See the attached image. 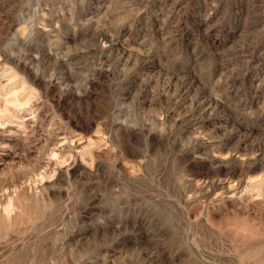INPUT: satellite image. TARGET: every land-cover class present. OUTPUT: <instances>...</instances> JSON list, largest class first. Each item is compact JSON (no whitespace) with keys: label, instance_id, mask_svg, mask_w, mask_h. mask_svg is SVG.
Instances as JSON below:
<instances>
[{"label":"rangeland","instance_id":"rangeland-1","mask_svg":"<svg viewBox=\"0 0 264 264\" xmlns=\"http://www.w3.org/2000/svg\"><path fill=\"white\" fill-rule=\"evenodd\" d=\"M162 263L264 264V0H0V264Z\"/></svg>","mask_w":264,"mask_h":264},{"label":"bare ground","instance_id":"bare-ground-1","mask_svg":"<svg viewBox=\"0 0 264 264\" xmlns=\"http://www.w3.org/2000/svg\"><path fill=\"white\" fill-rule=\"evenodd\" d=\"M6 146V145H5ZM4 146V147H5ZM95 205V204H94ZM99 205V204H98ZM97 205V206H98ZM98 213V212H97ZM135 220V219H134ZM149 222H151L150 220H149ZM135 223L137 224V226H139L140 228H143V226H145L146 224H147V220H145V218L144 217H141V218H139V219H136L135 220ZM152 223V222H151ZM154 224V223H153ZM153 224H151V225H153ZM116 225V224H115ZM155 225V224H154ZM138 227V228H139ZM150 227V226H149ZM156 227H158L157 225H156ZM137 228V227H136ZM160 228V227H159ZM159 228H158V230H159ZM150 229V228H149ZM155 230V229H154ZM119 231V230H118ZM140 231V230H139ZM138 231V232H139ZM150 231V230H149ZM156 231V230H155ZM154 231V232H155ZM161 231V230H160ZM159 231V232H160ZM146 232H147V230H146ZM153 232V231H152ZM93 233V232H92ZM117 233V232H116ZM122 233V232H121ZM137 233V232H136ZM127 234H129V235H127L125 238H124V240H126V239H132V238H140V237H137L136 236V234H135V232H133V230H132V232L131 233H127ZM139 234V233H138ZM146 234V233H145ZM147 234H148V232H147ZM155 234H157L156 232H155ZM154 234V235H155ZM93 235H94V233H93ZM153 235V234H152ZM123 236H125V233H124V235ZM142 236H144V235H142ZM150 236V235H149ZM155 237V236H154ZM148 238V237H147ZM123 239V238H122ZM154 239V238H153ZM82 240V239H81ZM150 240V239H149ZM148 240V241H149ZM93 241V240H92ZM127 241V240H126ZM146 241V240H145ZM77 242V241H76ZM147 242V241H146ZM123 255V254H122ZM123 257H125V256H123ZM125 260V259H124ZM125 262V261H124ZM173 263V262H172ZM163 264V263H162Z\"/></svg>","mask_w":264,"mask_h":264}]
</instances>
